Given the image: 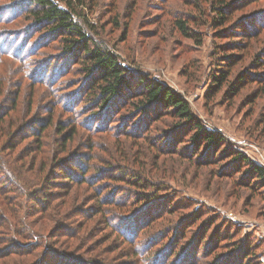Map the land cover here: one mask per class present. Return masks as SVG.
<instances>
[{"label": "rangeland", "instance_id": "374dc122", "mask_svg": "<svg viewBox=\"0 0 264 264\" xmlns=\"http://www.w3.org/2000/svg\"><path fill=\"white\" fill-rule=\"evenodd\" d=\"M22 2L0 0V45H4L8 50L14 48L15 51H22L24 66L28 67V70L41 69L39 73H45V81H50L39 89L37 95L39 108H36L34 115L44 114L43 107L47 100L43 92H46L59 107H71L77 112L75 118L83 123L85 129L81 133L85 146L89 147L88 140L91 138L90 148L94 147L92 155L107 162L100 164L91 160L90 164L96 169L94 173L99 170L105 172L106 168H115L126 173L138 172L149 183L154 184L156 189L159 188L155 197L147 202L148 207L137 209L133 214H125L123 210L116 211L115 216L118 219L115 222L121 231H125V238L128 235L129 241L117 236L107 242L106 238H97L96 235L101 233L100 221L94 218L93 222L85 225V231L92 233L91 236L86 237L78 246H74L75 242L71 236L78 233L76 232L78 226L85 220H82L75 229L70 225L82 219L80 215L76 216L81 207L90 206L93 196L87 193L89 188L81 190L84 192L78 191L75 200L77 204L74 208L65 211L63 214L65 217L53 224H49L45 216L41 215L42 212L40 215L37 213L40 206L38 203L42 199L38 196L36 201L30 203L28 231L34 230V227L48 231L52 225L56 230L66 228L73 230L69 237L49 231L51 238L44 236L45 241L51 240L49 246L45 245L36 250V258L26 262L58 264L55 263L61 262L58 258L65 256L66 259L82 264H163L165 261L167 264H182L186 251L195 247L192 242L195 241V245L199 242L201 227L210 226L206 239L201 243L204 245L200 252H208L207 248L214 244L212 241L216 240L214 237L218 234L220 243L213 248L216 253H221L225 246L230 250V258L239 255L241 259L249 249L254 254L250 264H264V190L260 183H256L254 190L240 183V180H247L246 182L253 186L255 179L252 176L248 177L246 163L233 162L236 154H240L252 164L264 168V85L254 82L250 77V80L242 84L236 95H233L228 90V84L224 83L216 90L215 82L213 84L211 80L216 74L215 69L218 68L216 63L221 64L227 56L240 55L244 59L247 58L244 51L250 46L249 42L246 43L248 40L245 41L244 36L237 32L233 37L227 35L216 37L215 31L218 29L208 22L214 13L208 10L205 16L199 14L196 8L199 2L195 3L194 0H138L134 7L132 0H86L85 8L81 9L79 6L75 9L76 21L85 27L88 36L98 45L119 56V61L125 69L169 86L188 102L195 117L207 130L224 136L225 141L220 144L219 153L209 152L208 157L199 161L198 166L196 159L201 158L205 150L200 148L196 152V148L185 140L187 139L185 136L182 137L185 141L178 144V138L184 131L173 134L170 131L174 125L172 119L163 118L154 124H141L143 130L137 131L145 130L142 138H148L147 146H153L147 150L141 148L136 151L135 141L142 144L140 139L132 142L122 135H117L120 128L125 129L128 126L134 131L141 127H131L133 115H128L122 108L118 109L115 106L104 112H100L98 108H92L93 110L89 108L95 103L93 94L87 90L90 81L82 76L78 65L73 64L70 58L62 57L59 42L54 44V41H45L44 34L38 36L33 31L30 34V20L22 11L24 8ZM59 4L63 7V3ZM203 7L205 8L202 4L201 8ZM175 14H193L201 24L206 22L195 28L199 34L198 38L201 39L200 43L182 38L178 34L172 23ZM231 20L235 21L229 23L231 28L241 26V21L248 22L244 23L245 28L251 26L256 29L259 25H264V0L249 4L245 10L234 12ZM236 31L240 29L236 28ZM261 38L264 43V29ZM254 41L252 40L250 44H254ZM238 42L246 47L241 49L238 46L234 50L232 45ZM221 45L224 46L222 52L217 49ZM224 55L225 58L221 57ZM22 62L21 59L17 65L18 63L10 58L3 57L0 60V78L9 89H12L10 84L14 79L12 75L17 74L22 78L20 72L23 71ZM250 62L248 59L237 62L230 72L229 83H235L237 75L242 72L249 73L250 76L257 72L262 73V69L253 67ZM11 69L13 70L10 72ZM85 126L88 129L107 127L109 131L107 133L93 131L91 135ZM168 132L171 133L166 136ZM159 138H162V142ZM168 145L175 148L176 154L173 157H159L156 147L164 148ZM22 146L24 147L25 143ZM108 184L118 199L121 196L122 200L130 196L133 198L136 189L130 184ZM54 206V210H50L49 214L59 212L63 208L56 204ZM91 206L93 210L96 205ZM152 206L155 209H165L159 211L162 217L152 224L140 222L143 218L141 213ZM171 210L174 213L170 214ZM91 216L92 213L85 219L92 218ZM194 216L198 219L193 223ZM137 217L139 221L135 225L131 220ZM125 222L127 226L124 225ZM141 225L144 228L139 230ZM82 230L84 229H81V232ZM167 232L171 233L170 237L183 233L184 238L178 243H173L169 237L162 240L159 246H155L154 244L160 241L162 236L167 235ZM54 234L55 237L52 236ZM225 235L227 239L223 240ZM4 238L1 234L0 254H4L5 249L11 246L2 241ZM12 239L17 247L24 242L20 238ZM228 240L230 244L226 245ZM34 243L30 242L27 245ZM234 245H238L239 252L234 251ZM172 249L174 255H170ZM70 253L78 256H71ZM213 253L210 251L211 255L201 262L210 260ZM17 262L5 257L1 258L0 264Z\"/></svg>", "mask_w": 264, "mask_h": 264}, {"label": "trees", "instance_id": "16d2710c", "mask_svg": "<svg viewBox=\"0 0 264 264\" xmlns=\"http://www.w3.org/2000/svg\"><path fill=\"white\" fill-rule=\"evenodd\" d=\"M22 1L21 4L24 7L22 11L26 13L27 19L30 20V34H32V31L38 36L44 34L45 41H54V44L59 42L58 44L61 45L63 54L61 56L70 58L73 64L78 65V70H80L82 76L87 81H90L87 90H89L88 93L91 92L93 94V99H95L94 105L89 107L91 110L98 108L100 112H104L115 106L118 109L122 108V110L127 111L128 115H133L130 122L133 123L131 127H141V124H154L163 118L172 119L174 125L170 131L173 134L184 131V134L178 138V144L186 140L190 142L193 148H196V152L200 148L205 150L204 155L196 159L197 163L206 159L209 152L219 153V146L225 141L224 136L222 137L218 132L207 130L200 120L195 117L188 102L183 97L179 96L167 85H162L158 81L146 78L141 74L129 72L120 63L119 56L108 50V48L98 45L96 41L88 36L85 27L76 21L77 14L75 13V9L79 6L81 9L85 8L86 0ZM59 1L63 3V7L59 4ZM137 1L132 0L133 7L138 4ZM260 1L194 0L195 3L199 2V6H196L199 14L205 16L208 10L209 12L212 10L214 13V16L208 22L218 29L215 31L216 37H233L237 32L244 36L245 41L248 40L246 43L249 42L250 45L244 51L246 59L240 57V55H230L221 64L216 63L218 66L215 69L216 74L211 77L213 84L215 82L214 87L216 90L226 83L228 84L229 92L236 95L242 84L250 80V77L254 82L264 85V43L261 38L264 25L261 24L256 29L251 28V26L245 28L244 23L248 22L241 21V26L229 27L230 22H235L231 20L234 12L245 10L249 7V4ZM202 4L205 6V8L203 7L204 12L203 8H201ZM172 23L182 38L193 40L197 43L201 42L195 28L206 22L201 24L193 14H175L172 17ZM236 28H239L240 31H236ZM252 40H255L254 44H250ZM242 41L244 40L242 39ZM238 46L241 49L246 47L241 42H238L233 44L232 48L235 50ZM217 49L222 52L224 46L221 45ZM3 57L15 60L18 63L17 65L20 64L22 59L23 71L20 70L22 78L17 76V74L12 75L14 78L10 82L12 89H9L6 83L2 82L3 79L0 78V233L5 237L2 241L11 245L5 249L6 252L4 254H0V261L1 258L5 257L10 258L13 262L23 258L17 264H28L26 261L36 258V250L45 247V245L49 246L51 240L45 241L44 238L45 235L50 237L49 231L57 232L65 237L71 236V230L73 229L56 230L54 225L48 228V231L47 229L36 227L32 231H28L27 222L30 220L28 217L29 209H31L30 203L36 201L38 196H41L42 199L38 203L40 206L37 213L40 215V212H42L41 215L45 216L49 224H53L58 219L65 217L63 215L65 211L74 208L77 204L75 201L76 193L86 190V188H89L87 193H91L93 198L90 200V206L84 205L76 213V216L80 215L82 219L74 221L70 225L75 229L82 220H85L83 224H80L81 226H78V231H76L78 233H74L71 236L75 242L74 246L81 245L86 237L91 236L92 233L85 231V225L90 221L93 222L94 218H98L100 221L101 233L96 235L97 238H106L107 242L117 236L129 241L128 235L125 238V231H121L115 222L118 219L115 216L116 211L123 210L125 214H133L137 209L148 207L147 202L155 197L159 188L156 189L154 184L149 183L138 172L126 173L115 168H106L105 172L99 170L94 173L96 169L90 164L91 160H95L100 164H106L107 162L92 155L94 147L90 148L92 146L90 145L91 138L88 140L89 147L85 146L81 134L85 129L83 123L75 118V114L78 115L77 112L71 107H59L52 96H48L46 92H43L47 100L43 107L44 114L42 116L40 113L34 115L36 108H39L37 103L39 89L45 83L49 84L50 81H45L46 74L39 73L41 69L28 70V67L24 66L25 59H23L22 51H15L14 48L8 50L4 48V45H0V60ZM221 57L225 58L226 56ZM247 59L251 61L250 65L253 67L262 69V73L257 72L250 76L249 73L242 72L237 75L235 83H229L230 72L236 63ZM85 128L88 129L86 126ZM101 129L102 131H100ZM137 130L143 129L141 127L133 131L127 126L125 129L120 128L117 135H122L123 138L132 142L140 139L142 144L135 141L136 151L141 148L144 150L153 148V146H147V143H149L148 138H142L145 130L144 132H138ZM88 131L93 135V131L96 133H107L109 129L107 127H97L95 129L90 127ZM171 132L166 133V136L170 135ZM183 136L187 139L184 140ZM159 141L162 142V138H159ZM23 143H25L24 147L22 146ZM85 149L90 150L89 152H79ZM156 149L159 157H173L176 154L175 148L169 145L164 148L156 147ZM233 162L246 163L248 177L252 176L255 179L253 186L246 182L247 180H240V183L246 184L245 186L251 190H254L256 183H260L264 190V168L252 164L240 154H236ZM198 166H200V163ZM108 183L130 184L136 189L135 193H133V198L130 196L128 199L122 200L123 197L121 196L118 199L114 191H111L112 188ZM142 202L144 203L142 204ZM55 204L63 207L62 210L49 214L50 210H54ZM92 204L96 205L93 210ZM137 206L139 207L137 208ZM152 210L154 212H151ZM162 210L159 208L155 209L153 206L150 209L146 208L141 213L143 218L140 222H144L146 225L157 222V219L162 217L159 212ZM90 213H92V218L86 220V216ZM148 213L150 214L146 216ZM171 213H174V211L171 210ZM193 219L194 223L198 218L194 216ZM138 221V217L131 220L135 225H137ZM126 224L127 222L124 223V225ZM143 228L144 226L141 225L139 230ZM209 228L210 226L201 227L202 231L198 235L199 242L196 245L195 241L192 242L195 247L186 251V256L182 258V264H250L254 254L249 249L241 259L239 255H234L230 258V250L229 248L226 249L225 246L220 251L221 253H216L213 248H216L220 243L218 234L214 237L216 240L212 241L214 244L207 248L209 253L200 252V248L204 245L201 243L206 239L210 231ZM81 229L84 230L81 232ZM170 234V232H167V235L162 236L160 241L154 245L159 246L162 240H167L170 237ZM52 236L55 237V234ZM226 237L227 235L223 237V240H226ZM12 238H20L24 242L17 247ZM183 238L182 233L181 235L170 237V240H173V243H178ZM95 240L96 238L93 239V241ZM30 242L35 243L28 246L27 243ZM227 244H230L229 240L226 241ZM234 246V251L239 252L240 248H237L238 245ZM81 247L83 248V245ZM210 251L214 252L211 259L201 262V260H205L211 255ZM173 252L174 250L172 249L170 255H174ZM70 254L74 257L78 256L77 254ZM188 257L190 261H188ZM58 259L61 262L55 263L82 264L75 260L66 259L65 256ZM75 259L77 260V258ZM163 264H167L166 261Z\"/></svg>", "mask_w": 264, "mask_h": 264}]
</instances>
